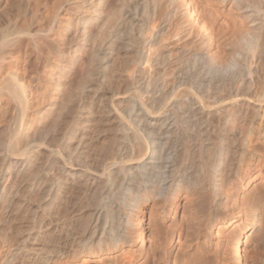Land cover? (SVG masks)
<instances>
[{
    "label": "bare ground",
    "instance_id": "1",
    "mask_svg": "<svg viewBox=\"0 0 264 264\" xmlns=\"http://www.w3.org/2000/svg\"><path fill=\"white\" fill-rule=\"evenodd\" d=\"M136 243L264 264V0H0V264Z\"/></svg>",
    "mask_w": 264,
    "mask_h": 264
},
{
    "label": "rangeland",
    "instance_id": "2",
    "mask_svg": "<svg viewBox=\"0 0 264 264\" xmlns=\"http://www.w3.org/2000/svg\"><path fill=\"white\" fill-rule=\"evenodd\" d=\"M225 48V47H224ZM224 54L225 53H227L228 52V49L227 48H225L224 49ZM228 54V55H227ZM227 54H225L224 56L226 57H228L229 56V53H227ZM223 56V57H224ZM225 57H224V59H225ZM201 240H202V242L204 243L203 245H202V248H203V250L204 251H206V252H208V251H210V250H212V247H211V245H210V243H206L205 241L207 240L206 238H204V237H201L200 238ZM133 247V248H132ZM139 247V245L136 243L135 245H129V246H126L124 249H125V251H124V249H123V252H127L126 250V248H128V251H130L131 249H133V250H131L130 252H127L126 254L129 256V255H131V258H133L132 260H134V262H136V261H141V264H154V262H153V258H151V257H149L148 255L147 256H144V253L142 252H140V247ZM252 245L250 244V243H245V245H243V247H242V249H241V257L242 258H244L243 257V255H244V252H246V254L248 253V255H250V250L252 251ZM136 248H137V250H136ZM245 249V251H243ZM135 250V251H134ZM139 252V253H138ZM129 253V254H128ZM126 255V256H127ZM139 256V257H138ZM233 257V256H232ZM245 261L242 259L241 260V262L239 263V264H246V262L244 263ZM231 263L232 264H238L237 262L236 263H234L233 262V260L231 261ZM208 264H218V262H217V260L215 259V257L214 256H211V258L209 259V263ZM247 264H251L249 261H248V263Z\"/></svg>",
    "mask_w": 264,
    "mask_h": 264
}]
</instances>
